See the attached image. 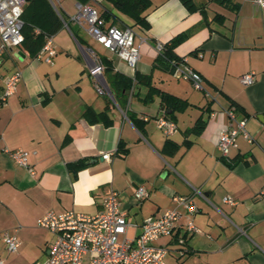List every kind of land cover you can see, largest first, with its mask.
I'll use <instances>...</instances> for the list:
<instances>
[{
	"label": "crops",
	"instance_id": "obj_1",
	"mask_svg": "<svg viewBox=\"0 0 264 264\" xmlns=\"http://www.w3.org/2000/svg\"><path fill=\"white\" fill-rule=\"evenodd\" d=\"M150 1L148 29L133 25L110 3L97 4L99 12L117 15L114 24L134 29L140 50L135 67L70 21L77 0L61 2L68 27L53 35L51 62L42 50L34 57L14 55L19 47L0 54V96L6 76L22 72L16 91L0 103V264H22L23 251H28L24 264H45L54 234L40 227L38 218L49 210L95 214L110 190L117 191L120 209L132 223L122 236L129 238L141 231L145 217L172 207L174 194L192 196L198 210L190 217L198 231L181 226L153 241L168 248L165 264H264V8L250 0H232L234 8L194 0L202 7L190 12L181 0ZM182 31L189 35L174 52L202 75L203 89L156 60L158 43ZM86 47L102 58L114 100L96 91ZM249 71L255 81L244 85L240 76ZM116 73L132 78V87L118 90ZM149 84L190 103L171 115L177 125L171 135L155 124L171 110L159 94L149 95ZM230 107L238 119L245 118L253 141L239 134L225 158L217 143L220 131L230 126ZM103 110L110 124L94 121L93 114ZM130 115L140 120L139 127ZM199 118L204 127L189 132ZM166 140L177 148L165 149ZM119 143L128 148L125 156L117 153ZM16 148L29 152L26 165L8 153ZM106 153L108 159L102 157ZM76 163L82 166L70 167ZM140 185L147 192L143 197L136 196ZM4 231L19 239L10 259L4 257L9 253Z\"/></svg>",
	"mask_w": 264,
	"mask_h": 264
},
{
	"label": "built area",
	"instance_id": "obj_2",
	"mask_svg": "<svg viewBox=\"0 0 264 264\" xmlns=\"http://www.w3.org/2000/svg\"><path fill=\"white\" fill-rule=\"evenodd\" d=\"M54 10L60 15L63 26L68 27V21L61 13L62 0H48ZM258 7L264 8V0H250ZM26 0H0V54L9 53L10 49L18 48L24 36L22 33V13ZM75 12L69 15L73 21L83 27L86 32L106 49L116 54L135 67L139 58V44L136 43V33L131 26L106 23L100 16L98 9L90 3H75ZM145 38H141L144 41ZM163 43H158L161 50ZM90 57L89 75L94 81L96 91L114 100L110 88L104 79V62L98 53L90 48H83ZM46 52L45 60L52 61L56 53L53 35H48L41 48ZM199 56H202L199 53ZM173 75L189 79L196 89H203L202 75L192 68L181 57L173 61ZM22 72L16 69L5 78L4 87L0 96L1 101L16 91ZM244 85L255 81L253 71L240 76ZM230 126L220 131L217 147L221 155L228 158L231 149L236 148L239 134L249 142L253 141L252 135L245 127V118L236 117L235 108L227 109ZM156 126L166 135H171L177 128L176 122L167 115L162 114L155 118ZM13 160L20 164H27L28 151L16 148L8 150ZM104 159L109 158V153L103 154ZM146 189L140 185L136 189V196L146 195ZM173 206L167 208L159 215L145 217L140 226L141 231L134 237H122L132 224L126 218L125 211L120 209L118 193L110 190L104 197L102 210L95 214H87L74 209L56 212L49 210L38 218L40 227L48 229L54 234V239L48 247V258L45 264H165L168 248L164 245H155L153 241L161 236H171L174 231L185 226L188 231H198L193 219L190 217L198 208L190 195L174 194ZM224 201L234 203L229 196ZM187 216L184 223L182 218ZM122 237V238H121ZM2 238L6 250L15 252L19 246V239L15 233L4 231Z\"/></svg>",
	"mask_w": 264,
	"mask_h": 264
},
{
	"label": "trees",
	"instance_id": "obj_3",
	"mask_svg": "<svg viewBox=\"0 0 264 264\" xmlns=\"http://www.w3.org/2000/svg\"><path fill=\"white\" fill-rule=\"evenodd\" d=\"M81 3H90L91 5L97 8V4L102 0H77ZM107 3H110L118 12L128 16L133 21V25H138L144 29L149 28V22L146 18V11L151 5L150 0H103ZM220 4L234 8L232 0H215ZM183 5L191 12L200 9L202 6H197L194 0H181ZM100 16L105 20H111V23L116 22L117 15L113 14L110 10H103ZM23 27L22 33L24 39L20 44L19 48L22 52H27L29 56L34 57L41 50L45 38L48 35H54L61 27H63V21L60 15L54 10L52 5L48 0H26L22 13ZM130 26V25H128ZM132 27V26H131ZM189 31H182L175 36H173L168 41L164 42L160 53L156 57L158 62H165L167 66L173 72V61H179V57L175 52L174 48L181 43L187 36ZM135 78L138 81H141L142 77L136 73ZM114 82L117 84L116 88L119 90H125L131 88L133 84L132 78L124 77L118 73L114 74ZM149 95L159 94L163 102L164 108L166 110H171L170 114L167 116L171 119V116L175 110H184L189 106V102L185 99H181L172 95L168 92L162 91L154 87L152 84H149ZM115 93V91H114ZM1 103V99H0ZM88 112V111H87ZM166 115V114H165ZM94 121H102L105 124H110L111 119L108 117L106 110H103L99 113H94ZM132 121L139 127L140 120L130 115ZM174 120V119H173ZM205 121L199 118L196 123L189 129V132L199 133L204 127ZM190 141H187L188 145ZM177 144L172 142V140H166L165 149L173 147L177 148ZM117 153L119 155L125 156L128 153V148L124 143H119L117 147ZM82 164H73L70 167H79Z\"/></svg>",
	"mask_w": 264,
	"mask_h": 264
},
{
	"label": "rangeland",
	"instance_id": "obj_4",
	"mask_svg": "<svg viewBox=\"0 0 264 264\" xmlns=\"http://www.w3.org/2000/svg\"><path fill=\"white\" fill-rule=\"evenodd\" d=\"M62 13H63V15H64V11H62ZM65 16V15H64ZM67 19H68V17L67 16H65ZM14 54V53H13ZM15 55V54H14ZM11 67V66H10ZM8 68V67H7ZM122 238V237H121ZM39 250L37 249V248H33V252L34 253H36V255L37 254H39V252H38ZM28 254V251H23V253H22V264H24L23 262H24V258H26V256H28L27 255ZM14 255V252H9V253H7L6 255H4V257L5 258H8V259H10L12 256ZM41 257H40V260H42V258H44L45 257V252H43V251H41Z\"/></svg>",
	"mask_w": 264,
	"mask_h": 264
},
{
	"label": "water",
	"instance_id": "obj_5",
	"mask_svg": "<svg viewBox=\"0 0 264 264\" xmlns=\"http://www.w3.org/2000/svg\"><path fill=\"white\" fill-rule=\"evenodd\" d=\"M10 52H14L13 48L10 49ZM22 54H23V52L21 50H18L15 52V55H17V56L22 55Z\"/></svg>",
	"mask_w": 264,
	"mask_h": 264
}]
</instances>
